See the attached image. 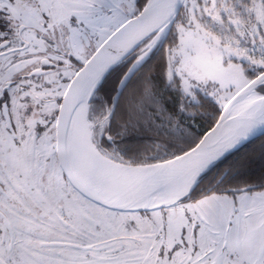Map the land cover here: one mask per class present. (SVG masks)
Instances as JSON below:
<instances>
[{"label":"snow or ice","instance_id":"snow-or-ice-1","mask_svg":"<svg viewBox=\"0 0 264 264\" xmlns=\"http://www.w3.org/2000/svg\"><path fill=\"white\" fill-rule=\"evenodd\" d=\"M0 264H264V0H0Z\"/></svg>","mask_w":264,"mask_h":264}]
</instances>
